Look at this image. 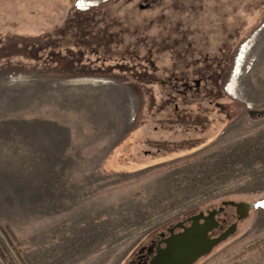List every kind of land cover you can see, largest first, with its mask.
<instances>
[{
  "label": "rangeland",
  "instance_id": "374dc122",
  "mask_svg": "<svg viewBox=\"0 0 264 264\" xmlns=\"http://www.w3.org/2000/svg\"><path fill=\"white\" fill-rule=\"evenodd\" d=\"M218 207L189 264H264V0H0V234L31 264H148Z\"/></svg>",
  "mask_w": 264,
  "mask_h": 264
},
{
  "label": "water",
  "instance_id": "95a60500",
  "mask_svg": "<svg viewBox=\"0 0 264 264\" xmlns=\"http://www.w3.org/2000/svg\"><path fill=\"white\" fill-rule=\"evenodd\" d=\"M198 219L199 216H193L192 225L167 239L165 246L156 251L150 264H189L207 252L230 231L226 230L218 238H210L207 232L215 225L212 218L201 224H198Z\"/></svg>",
  "mask_w": 264,
  "mask_h": 264
},
{
  "label": "flooded vegetation",
  "instance_id": "af4514ba",
  "mask_svg": "<svg viewBox=\"0 0 264 264\" xmlns=\"http://www.w3.org/2000/svg\"><path fill=\"white\" fill-rule=\"evenodd\" d=\"M222 207H218V209H212V210H208L205 213L200 212L198 215L199 219H198V224L204 223L205 220H208V218L210 219V217L212 218V221L215 223V225L207 232L208 236L210 238H218L222 233H224L226 230H230L231 227H229L228 229H224L221 230L218 234L214 235L213 234V230H215V228L219 227V220L216 219V214L221 211ZM205 217L206 219L204 220ZM193 216L188 217L187 219H184L182 221H178L175 225L169 226L167 228V235H164L163 233H160V238L157 240L152 239L151 242V247H149V250L151 251V255L149 257L148 260V264H150L151 259L154 257V255L156 254V251L159 248H163L166 244V240L169 239L170 237H172L175 234H178L180 232H182L183 228H187L190 225H192L193 223ZM177 229V230H176Z\"/></svg>",
  "mask_w": 264,
  "mask_h": 264
},
{
  "label": "trees",
  "instance_id": "16d2710c",
  "mask_svg": "<svg viewBox=\"0 0 264 264\" xmlns=\"http://www.w3.org/2000/svg\"><path fill=\"white\" fill-rule=\"evenodd\" d=\"M7 242L21 264H31L26 255V251L19 247L21 244L18 242L17 238L14 236V233H12L8 225H5L2 228V235L0 234V259L4 264H17L16 259L12 256L10 249L6 245ZM247 250H259L264 252V238L248 246Z\"/></svg>",
  "mask_w": 264,
  "mask_h": 264
}]
</instances>
